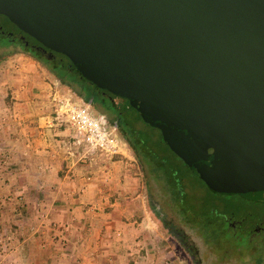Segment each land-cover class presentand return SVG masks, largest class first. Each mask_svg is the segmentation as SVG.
<instances>
[{
    "label": "water",
    "instance_id": "obj_1",
    "mask_svg": "<svg viewBox=\"0 0 264 264\" xmlns=\"http://www.w3.org/2000/svg\"><path fill=\"white\" fill-rule=\"evenodd\" d=\"M213 192L264 202V0H0Z\"/></svg>",
    "mask_w": 264,
    "mask_h": 264
},
{
    "label": "rangeland",
    "instance_id": "obj_2",
    "mask_svg": "<svg viewBox=\"0 0 264 264\" xmlns=\"http://www.w3.org/2000/svg\"><path fill=\"white\" fill-rule=\"evenodd\" d=\"M6 23L7 21L0 16V24L5 29H8L9 27ZM0 39L3 38L0 36ZM21 71H28L35 77L37 76L41 82L46 83V86L49 85L50 91L56 89L70 93L57 80L52 78L36 60L24 57L22 54L12 55L0 62V111H4L6 108L10 109L14 105L13 83L15 82H12V79L22 75L23 72L21 73ZM73 76L75 77V75ZM76 80L82 82L80 78L76 77ZM70 94L73 95L72 93ZM23 100L22 98L21 101ZM76 101L79 100L76 99ZM117 103L122 104L121 100L117 101ZM123 105L124 110L117 114L118 118L123 122L122 124L125 125L126 130L139 139L140 142L138 143L140 144L138 146L143 149V151L141 149L139 151L140 156L149 170L144 173L140 168V163L133 155L130 154V158L127 155L123 156L122 160L129 164L128 166L132 171L131 174L135 179V188L130 193H121L122 197L130 196L132 198L131 201L129 200V204L128 202L125 203L122 198L118 200L120 197H117L119 190L112 192L111 198L117 197V200L122 202L117 205V210L115 209L114 211L115 214L121 215L120 220L123 223L113 224L112 229L115 234L111 235L113 238L112 250L105 259L109 258L112 261L111 264H188L173 245L172 239L167 236L166 232L164 233L159 229L157 223L148 213L145 200V193L148 192L165 220L171 223L178 231L184 232L185 245L191 247L192 251L196 249L195 259H198V264H264V238L251 242L253 243L251 245L247 239H239L232 232L224 230L218 220L213 221L210 231H205L204 229L201 231L195 225L193 215L188 212L185 213V207L182 205L185 202L187 204H185L186 208H194L193 211L197 210L195 212L196 216L203 215L204 212L209 211L207 208L215 206L217 208L215 211L217 216L218 209L221 210L223 207H240V197L237 195L218 194L210 190L191 169L173 155L160 141L157 129L145 124L133 110L125 107V103ZM109 107L113 109L110 114H115L117 109L111 104H109ZM89 110L94 117L98 118L99 112L103 110V107L99 108L93 102L89 104ZM0 114L4 115L3 112H0ZM117 136L119 137L118 134ZM125 152L127 151L125 150ZM102 157L106 158L104 155ZM6 165V162L3 163L0 160V212L3 217L0 224V264H15V260L8 255V252L12 250L13 246L21 243L22 240H10L8 232L15 228L24 233L28 229L25 226L28 221L26 220L25 222L24 218L30 214L31 217L33 216L32 221L38 219L39 211L42 209L40 207L42 199L40 194L36 197L37 193L34 192L25 193L20 190H13L12 186L24 183L25 177L6 174L5 171L8 169H4ZM176 186L184 194L185 201L183 200V203L180 202L182 200H177L173 197V191ZM26 198V203L30 201V204L25 210L26 203L24 201ZM13 204L15 211L11 207ZM25 212L26 216L23 218ZM15 214L19 216H15ZM211 215L213 213L206 214L207 218ZM132 220L136 222L129 224L130 226L126 228L125 223ZM34 222L33 227L36 225V222ZM122 226L125 230H123ZM31 228L32 225H30V231ZM34 242H31L30 251H32V258L33 254L36 255V260L31 261L30 264H72V257L61 254L59 257L52 254L48 255L46 262H44V252L39 249L43 248V246H40V243L35 245ZM28 243L29 241H27V245L30 246V243ZM21 244L25 246L26 241ZM235 246L239 247V253L234 250ZM37 252L40 253L38 257ZM257 259H260L259 263H256ZM101 262L102 264H109L107 260ZM16 264H24L21 255L18 256ZM27 264L29 263L27 262Z\"/></svg>",
    "mask_w": 264,
    "mask_h": 264
},
{
    "label": "crops",
    "instance_id": "obj_3",
    "mask_svg": "<svg viewBox=\"0 0 264 264\" xmlns=\"http://www.w3.org/2000/svg\"><path fill=\"white\" fill-rule=\"evenodd\" d=\"M12 82H15V101L8 111L14 116L0 126V160L7 163L6 174L25 177L24 183L12 186L13 190L34 192L36 197L40 194L42 211H39L38 219L33 220L35 228L33 216L28 214L24 218L25 212L23 218L28 221L25 224L28 229L24 233L15 228L8 232L10 240L26 241L25 246L22 242L13 246L8 255L15 264L20 255L24 264H30L36 260V255L32 258L30 251L31 242L35 241V245L43 246L39 249L44 252V262L48 255L59 257L61 254L72 257V264H102L104 260L111 264L112 261L105 257L112 250L111 235L115 234L112 226L123 223L121 215L115 214L114 210L122 203L118 201L121 198L129 204L132 198L121 195L135 188L129 164L122 160L123 156L103 158L102 154L91 156L76 149L71 144L69 125L53 118L49 85L37 76L27 71L14 77ZM0 112L5 114V111ZM69 150L74 153L70 154ZM126 151L129 153L125 152V155L131 157L128 148ZM116 190H119L118 200L111 198ZM28 204L30 201L25 210ZM11 207L16 210L14 204ZM2 218L0 212V224ZM135 222L125 223L126 228ZM39 254L37 252V257Z\"/></svg>",
    "mask_w": 264,
    "mask_h": 264
},
{
    "label": "flooded vegetation",
    "instance_id": "obj_4",
    "mask_svg": "<svg viewBox=\"0 0 264 264\" xmlns=\"http://www.w3.org/2000/svg\"><path fill=\"white\" fill-rule=\"evenodd\" d=\"M7 21L8 29H5L0 24V35L4 37V40L7 43V48H2L3 50H16L18 49L19 52H15L13 55L22 54L24 57H28L29 59H65L63 55L50 51L47 48L42 47L38 42H36L33 38L29 37L25 33L21 32L17 29L5 16L1 15ZM25 45L27 47V52L21 51L22 46ZM21 47V48H20ZM37 62V60H36ZM38 63V62H37ZM39 64V63H38ZM97 90L92 92V98L90 103H93L100 108V104H98L97 100H95V96H97ZM99 96L102 98L109 99L110 102L116 101L114 95L108 94L106 92H99ZM89 96V95H88ZM117 102V101H116ZM119 102V101H118ZM121 107H124V102L121 101ZM117 108V106H115ZM119 110V109H117ZM184 196V194L182 195ZM238 196V195H237ZM240 197V196H239ZM240 207H223L221 210L218 209L217 216L215 211L217 208L215 206H210L207 208L209 211L204 212L201 216H196L194 208H186V203L182 204L185 207V213L188 212L189 214L193 215L195 218V225L205 231H210L212 228L213 221H219L220 225L226 230L227 232H232L235 237L245 238L248 242H255L264 238V202L248 200L245 198L240 197ZM183 203V199H181ZM185 201V200H184ZM194 203V202H193ZM186 204V205H185ZM212 210V211H211ZM161 213V212H160ZM208 213H213L211 216H206ZM162 214V213H161ZM163 215V214H162ZM216 216V217H215ZM160 220V218H159ZM163 220V221H162ZM165 218H161L160 223L158 222L157 225L159 229H161L164 233H167V236L172 239V243L177 248V251L180 253L181 257H184V260L188 264H198V259H195L196 249L192 251L191 247L185 245L184 241V232L178 231L171 223H168ZM253 243H251L252 245ZM234 250L238 253L240 249L238 246L234 247Z\"/></svg>",
    "mask_w": 264,
    "mask_h": 264
},
{
    "label": "built area",
    "instance_id": "obj_5",
    "mask_svg": "<svg viewBox=\"0 0 264 264\" xmlns=\"http://www.w3.org/2000/svg\"><path fill=\"white\" fill-rule=\"evenodd\" d=\"M48 97L53 118L69 125L72 130L71 144L76 149L91 156L96 153L109 158L116 155L125 156L126 144L117 136L115 125H109L102 114H99L98 118L94 117L89 110V103L76 101L70 93L56 89H52ZM4 111V115L0 114V126L5 124L6 119H12L14 116L8 108ZM68 152L74 153L72 150Z\"/></svg>",
    "mask_w": 264,
    "mask_h": 264
},
{
    "label": "trees",
    "instance_id": "obj_6",
    "mask_svg": "<svg viewBox=\"0 0 264 264\" xmlns=\"http://www.w3.org/2000/svg\"><path fill=\"white\" fill-rule=\"evenodd\" d=\"M0 36L3 38V39H0V47H2V48L4 47V48L8 49L7 48L8 42H6L4 40V37L2 35H0ZM21 46H22V48L20 47L21 51L27 52V50H28L27 47L25 45H21ZM2 48L0 49V62L3 61L5 58L12 56L15 52H19L18 49L8 51V50H3ZM64 58L65 59H50V60L49 59H35V60H37V62L49 73V75H51L52 78L57 80V82L60 85L64 86L68 91H70V93H72L74 95V96L72 95L74 100L77 99L81 102H87L88 95L91 94V88H92L91 83H89L88 81L83 79L74 70V68L70 64L69 60L65 56H64ZM73 75H75V77ZM76 77L80 78L82 80V82H78L76 80ZM95 93H97V96H98V97L95 96L98 104H100V107H103V110H101V112H99V114H102L104 119L108 120L109 125H115L116 133L119 135V137L126 144L128 150L131 152V154L138 160V162L140 163L141 170L144 171V173H145L149 169H148V167L145 166V164L143 163V160L140 156V152H139L140 149L143 151V149L140 146H138L140 144L138 142H140V141H139V139L134 137V135H132V133H130L126 130L125 125H123L122 124L123 122H121L120 119L118 118L117 114L120 113V111H123L124 107H121L120 104H118L116 101L121 100L125 103V107H127L131 110H133V109L128 106L127 101L123 98L114 96L116 101L110 102L109 99L102 98L101 96H99L98 95L99 91H97ZM108 94H110V93H108ZM74 97H76V98H74ZM109 104L113 105L114 107L116 105L117 108L116 107L115 108L119 109V110L115 111V114H113V115L110 114L113 109H112V107H109ZM135 114L137 115L136 112H135ZM137 117L139 119H141L138 115H137ZM159 136H160V133H159ZM160 141L166 146V144L162 140L161 136H160ZM167 149L169 150L168 147H167ZM117 156L118 155L114 156L113 159H115V157H117ZM149 176L152 178V175L150 173H149ZM181 194H183V192L181 191V189L179 187L176 186V189L173 191V197H175L177 200L178 199L181 200V199H183V196ZM145 200H146V207H147L148 213L150 214V216L152 217V219L156 223H158V222L160 223L161 218H164V217L160 213V211L157 207V204L155 202H153L152 199L150 198L148 192L145 193ZM159 218H160V220H159ZM164 222H165V220H164ZM259 262H260V259H257L256 263H259Z\"/></svg>",
    "mask_w": 264,
    "mask_h": 264
}]
</instances>
